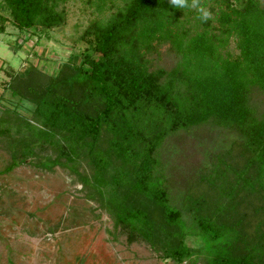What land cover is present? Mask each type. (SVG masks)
<instances>
[{"label":"trees","instance_id":"obj_1","mask_svg":"<svg viewBox=\"0 0 264 264\" xmlns=\"http://www.w3.org/2000/svg\"><path fill=\"white\" fill-rule=\"evenodd\" d=\"M65 1L0 0V34L10 24L47 39L65 23ZM119 1L84 0L98 16L109 13L90 21L83 46L54 74L30 65L8 74L3 91L32 109L29 119L16 106L0 116V138L10 135L1 127L8 124L19 135L8 137L12 161L0 175L48 142L54 158L37 166H66L76 174L83 161L90 175L78 181L126 230L128 242L139 238L163 253L161 259L182 264L189 255L183 239L194 234L205 264H264V113L250 98L252 89L264 92V5L202 0L212 13L202 23L194 10L171 8L169 0ZM165 42L180 61L153 67L151 54ZM230 42L234 55L226 51ZM206 123L235 138L227 149L206 148L210 167L198 171L214 175L209 183L218 192L193 197L205 184L182 176L176 159L183 135L199 139ZM160 158L169 165L162 169ZM170 183L185 188L195 232H187L184 204H171Z\"/></svg>","mask_w":264,"mask_h":264},{"label":"rangeland","instance_id":"obj_2","mask_svg":"<svg viewBox=\"0 0 264 264\" xmlns=\"http://www.w3.org/2000/svg\"><path fill=\"white\" fill-rule=\"evenodd\" d=\"M231 1L238 6L244 0ZM255 1L264 5V0ZM120 4L119 0H113V5ZM64 9V25L51 31L47 39L27 37V33H18L10 24L5 25L4 33L0 34V116L5 108L16 106L19 116L29 119L32 109L26 102L17 104L3 91L9 81L8 74H21L28 65L46 75L54 74L77 47L83 46L80 37L90 21L104 19L109 13L104 10L98 16L84 0H66ZM226 49L233 55L236 53L231 42ZM151 57L153 67L164 69L180 61V56L166 42ZM76 60L75 57L72 59L73 62ZM250 98L257 113H264V92L252 89ZM1 127L10 129L8 137H19L12 124ZM196 134L199 139L191 133L183 135L185 139L180 143L177 168L182 176L205 184L204 187L201 183L189 196L199 197L202 193L208 198L216 194L218 188L209 183L214 180V175L198 171L210 167L206 148L214 152L227 149L235 135L214 123L202 125ZM8 137L0 138V170L12 161ZM168 144L171 146L170 141ZM52 158L54 153L48 142H44L33 149L31 157H26L9 173L0 175V264H174L161 259L163 253L139 238L127 241L126 230L122 231L120 225L114 224L96 194L78 181V176L90 175L83 161L74 168L76 174L66 166H55L50 170L37 166ZM168 161L160 158V167L165 168ZM172 175L164 174L168 179ZM168 192L173 206L179 208L184 204L182 218L187 232H195L186 212L185 188L181 183L175 186L170 183ZM183 245L189 249V255L182 258V264H205L203 253L198 251L201 243L194 234L185 235Z\"/></svg>","mask_w":264,"mask_h":264},{"label":"clouds","instance_id":"obj_3","mask_svg":"<svg viewBox=\"0 0 264 264\" xmlns=\"http://www.w3.org/2000/svg\"><path fill=\"white\" fill-rule=\"evenodd\" d=\"M169 5L174 9H190L197 13L196 19L202 23L212 18V13L203 4L202 0H169Z\"/></svg>","mask_w":264,"mask_h":264}]
</instances>
